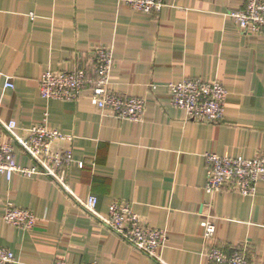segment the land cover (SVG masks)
<instances>
[{
    "label": "crops",
    "instance_id": "1",
    "mask_svg": "<svg viewBox=\"0 0 264 264\" xmlns=\"http://www.w3.org/2000/svg\"><path fill=\"white\" fill-rule=\"evenodd\" d=\"M163 1L160 11L146 13L122 0H0V118L24 128L47 121L74 134L56 146L74 156L67 181L76 196L97 195L104 216L113 201L130 202L144 224L167 232L164 264H206L201 220L210 212L216 245L246 248L251 264H264V182L253 196H211L204 156L264 153V35H243L227 15L246 0ZM98 46L114 49L111 88L146 98L143 120L103 115L89 89L75 101L42 98L44 72L86 66ZM194 77L227 88L221 122L188 120L172 104L168 84ZM0 131L6 139L2 125ZM15 151L19 164L33 165ZM8 202L33 211L37 225L6 223ZM0 245L22 264H162L90 216L50 177L19 172L0 176Z\"/></svg>",
    "mask_w": 264,
    "mask_h": 264
},
{
    "label": "built area",
    "instance_id": "2",
    "mask_svg": "<svg viewBox=\"0 0 264 264\" xmlns=\"http://www.w3.org/2000/svg\"><path fill=\"white\" fill-rule=\"evenodd\" d=\"M133 10L140 12L160 11L163 0H122ZM227 15L234 21L239 31L246 36L264 35V0H246L241 9L229 11ZM92 61L83 67L67 71L49 69L40 79V94L45 100L75 101L83 90L91 91V100L103 115L120 120L139 122L143 120L146 98L116 93L111 88V71L116 64L112 47L98 46ZM7 86L13 88L9 82ZM171 102L182 108L188 120L210 123L221 122L224 118L228 90L219 81H206L202 77L188 78L168 84ZM6 131L3 139L0 131V176L11 179L15 172L25 176L50 177L63 191L79 200L85 211L92 217L101 219L104 225L119 235L134 248L164 264L161 250L167 240V232L144 224L133 210L130 202L116 200L110 204L108 215H102L97 205L99 198L90 194L79 199L67 175L74 163L70 150L56 146L59 140L73 141L74 134L62 132L45 121L27 128L19 126L16 120L4 121L0 126ZM29 156L33 165L18 163L15 147ZM207 164L206 192L213 196L222 191L253 196L260 183L264 182V153L253 158L229 156L217 152H205ZM80 167L84 162H78ZM209 206V204H208ZM3 219L21 230L34 228L38 217L29 209L8 202ZM216 218L203 213L201 227L205 240L204 256L206 264H251L247 249L237 246L231 252L215 244ZM0 264H22L6 246L0 245ZM51 264H69L62 258ZM85 264H97L89 262Z\"/></svg>",
    "mask_w": 264,
    "mask_h": 264
},
{
    "label": "trees",
    "instance_id": "3",
    "mask_svg": "<svg viewBox=\"0 0 264 264\" xmlns=\"http://www.w3.org/2000/svg\"><path fill=\"white\" fill-rule=\"evenodd\" d=\"M227 252V251H226ZM231 252V251H230ZM229 253V252H228Z\"/></svg>",
    "mask_w": 264,
    "mask_h": 264
}]
</instances>
